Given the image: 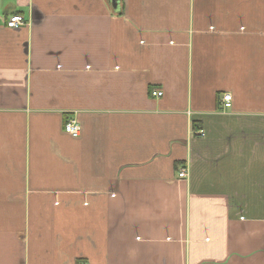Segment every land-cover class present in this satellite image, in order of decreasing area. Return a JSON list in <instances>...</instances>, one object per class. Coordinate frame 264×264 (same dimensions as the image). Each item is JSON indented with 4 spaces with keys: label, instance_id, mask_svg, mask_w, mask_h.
<instances>
[{
    "label": "crops",
    "instance_id": "0c3cea01",
    "mask_svg": "<svg viewBox=\"0 0 264 264\" xmlns=\"http://www.w3.org/2000/svg\"><path fill=\"white\" fill-rule=\"evenodd\" d=\"M0 264H264V0H0Z\"/></svg>",
    "mask_w": 264,
    "mask_h": 264
},
{
    "label": "built area",
    "instance_id": "2783aa9c",
    "mask_svg": "<svg viewBox=\"0 0 264 264\" xmlns=\"http://www.w3.org/2000/svg\"><path fill=\"white\" fill-rule=\"evenodd\" d=\"M25 23H26L25 17L19 13H15L11 15L7 20V26L9 28H17L21 25H24ZM155 94L160 96L162 92H156ZM223 105L228 108L232 106V95L230 93L224 95ZM65 131L74 137H78L81 134L82 127L78 121L70 120L65 125ZM201 132L204 134L203 131ZM186 175H187L186 169L180 172L181 177H185Z\"/></svg>",
    "mask_w": 264,
    "mask_h": 264
},
{
    "label": "water",
    "instance_id": "95a60500",
    "mask_svg": "<svg viewBox=\"0 0 264 264\" xmlns=\"http://www.w3.org/2000/svg\"><path fill=\"white\" fill-rule=\"evenodd\" d=\"M112 1L114 2V5H116L118 0H112Z\"/></svg>",
    "mask_w": 264,
    "mask_h": 264
}]
</instances>
